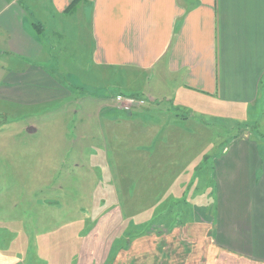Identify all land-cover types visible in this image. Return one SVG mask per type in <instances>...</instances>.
<instances>
[{
	"label": "rangeland",
	"instance_id": "rangeland-1",
	"mask_svg": "<svg viewBox=\"0 0 264 264\" xmlns=\"http://www.w3.org/2000/svg\"><path fill=\"white\" fill-rule=\"evenodd\" d=\"M86 26L78 38L51 36L50 82L0 84V264H72L95 235L101 247L112 236L116 253L140 234H163L191 218L190 205L215 202L204 156L247 124L264 147V103L245 118L166 103L154 110L139 96L119 105L117 93L148 94L153 79L98 66ZM17 63L1 54L3 78Z\"/></svg>",
	"mask_w": 264,
	"mask_h": 264
},
{
	"label": "crops",
	"instance_id": "crops-1",
	"mask_svg": "<svg viewBox=\"0 0 264 264\" xmlns=\"http://www.w3.org/2000/svg\"><path fill=\"white\" fill-rule=\"evenodd\" d=\"M83 23L98 66L153 79L148 94L114 97L244 118L264 103V0H0V57L18 62L4 78L0 67V84L28 76L50 82L43 69L52 66L51 36L78 38ZM245 127L219 154L204 156L214 203L190 205L184 223L160 224L163 234H140L116 253L112 236L101 247L95 235L93 250L72 264H264V147Z\"/></svg>",
	"mask_w": 264,
	"mask_h": 264
},
{
	"label": "built area",
	"instance_id": "built-area-1",
	"mask_svg": "<svg viewBox=\"0 0 264 264\" xmlns=\"http://www.w3.org/2000/svg\"><path fill=\"white\" fill-rule=\"evenodd\" d=\"M122 99H123L122 96H116V102L117 103H120ZM126 101L129 102V103H132V104H134V103H136V104L142 103V102L138 103V100L134 99V98H130V99L126 100ZM132 104H124L125 106H123V107L128 109L129 107H131ZM119 105H121V103Z\"/></svg>",
	"mask_w": 264,
	"mask_h": 264
},
{
	"label": "water",
	"instance_id": "water-1",
	"mask_svg": "<svg viewBox=\"0 0 264 264\" xmlns=\"http://www.w3.org/2000/svg\"><path fill=\"white\" fill-rule=\"evenodd\" d=\"M33 131H34V129L31 128V127H29V128L27 129V132H29V133H32Z\"/></svg>",
	"mask_w": 264,
	"mask_h": 264
}]
</instances>
